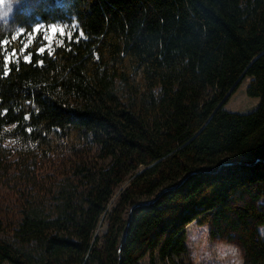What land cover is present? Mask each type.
Here are the masks:
<instances>
[{
	"label": "trees",
	"instance_id": "16d2710c",
	"mask_svg": "<svg viewBox=\"0 0 264 264\" xmlns=\"http://www.w3.org/2000/svg\"><path fill=\"white\" fill-rule=\"evenodd\" d=\"M29 2L0 23V149L27 184L37 161H76L0 222V264H186L192 223L264 264V0ZM72 22L80 35L37 54L39 37L5 72L18 30ZM245 78L259 104L224 110Z\"/></svg>",
	"mask_w": 264,
	"mask_h": 264
},
{
	"label": "rangeland",
	"instance_id": "374dc122",
	"mask_svg": "<svg viewBox=\"0 0 264 264\" xmlns=\"http://www.w3.org/2000/svg\"><path fill=\"white\" fill-rule=\"evenodd\" d=\"M26 1L27 3L30 1V4H35L36 0H0V23H6L13 15V12L20 10ZM52 27L63 29V34L59 31L55 33L49 32L48 29ZM34 29L37 30L34 31ZM76 33L80 35L75 22L70 24H39L34 26L32 32L27 35L23 31L18 30L14 37L16 36L15 40L22 42V49H27L40 37L41 43H43L41 48L45 51L62 44L65 40L71 39ZM69 34H71V38ZM46 37H50V39H46ZM24 52L12 55L11 61L17 59ZM22 57L24 59L25 55ZM25 61H29V59ZM248 83V78L242 80L224 105V110L238 114H247L255 110L260 99L247 95L246 89ZM4 146L9 148L10 144H5ZM7 153V149H0V222L3 225L5 223L8 224V221L13 218L16 206L19 203L18 199L21 196L37 194L42 197L49 191L54 192L58 185L67 178L72 179L73 166L76 161L69 157L59 160L37 161L29 171V183L27 184L28 181L22 179L25 177L24 173L26 172L24 168L22 169L20 162H18L19 159L15 156L9 157ZM87 160L90 165H102V162L96 159L94 150ZM235 160L241 161L239 159L232 161ZM126 185L127 181L115 191L107 207L108 209L112 207L120 191ZM105 227V215H103L94 232V237L102 236ZM260 233L264 235V226L260 228ZM0 235L7 238L6 234ZM185 235L186 252L181 259L186 264H237L238 261H242L238 248L234 244L225 241L212 240L209 237V227L206 225L202 226L192 223L186 228Z\"/></svg>",
	"mask_w": 264,
	"mask_h": 264
},
{
	"label": "snow or ice",
	"instance_id": "6c2138e0",
	"mask_svg": "<svg viewBox=\"0 0 264 264\" xmlns=\"http://www.w3.org/2000/svg\"><path fill=\"white\" fill-rule=\"evenodd\" d=\"M37 29H34V31H36ZM48 31L49 32H52V33H55V32H60L61 34H63V29H57V28H55V27H52V28H49L48 29ZM69 36H70V38H71V34H69ZM16 39V36L15 37H13V40H15ZM46 39H50V37H46ZM4 44H7L8 42L7 41H4L3 42ZM26 49H20L19 51L20 52H23V51H25ZM44 51V49L43 48H40L39 50H38V53L37 54H39L40 52H43ZM16 52H17V50L16 49H13L12 50V53L10 54V55H4V65H5V72H7L9 69H8V65H9V63L11 62V56L12 55H15L16 54ZM30 56H31V53H29V55L28 56H25L24 57V59L25 60H28L29 58H30ZM26 119H28V117H26Z\"/></svg>",
	"mask_w": 264,
	"mask_h": 264
},
{
	"label": "water",
	"instance_id": "95a60500",
	"mask_svg": "<svg viewBox=\"0 0 264 264\" xmlns=\"http://www.w3.org/2000/svg\"><path fill=\"white\" fill-rule=\"evenodd\" d=\"M232 89H233V88H232ZM232 89L227 93V95H226L225 98L228 97V95L231 93ZM257 161H259V160H257ZM237 163H239V162H237ZM224 165H226V164H225V163H224V164H221V165L218 167V169L221 168V167L224 166ZM146 204H147V203H139V204H135L134 206H132V207L128 210V222L130 221V218H131V215H132V211H133V209L136 208V207L142 206V205H146Z\"/></svg>",
	"mask_w": 264,
	"mask_h": 264
},
{
	"label": "clouds",
	"instance_id": "9594fccd",
	"mask_svg": "<svg viewBox=\"0 0 264 264\" xmlns=\"http://www.w3.org/2000/svg\"><path fill=\"white\" fill-rule=\"evenodd\" d=\"M237 264H242V261H238Z\"/></svg>",
	"mask_w": 264,
	"mask_h": 264
}]
</instances>
